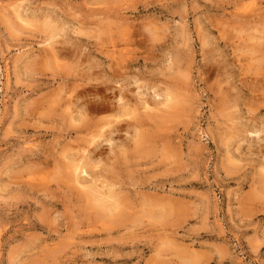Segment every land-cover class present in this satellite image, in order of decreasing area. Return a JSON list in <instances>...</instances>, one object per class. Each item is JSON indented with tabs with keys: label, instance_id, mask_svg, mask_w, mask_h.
Instances as JSON below:
<instances>
[{
	"label": "rangeland",
	"instance_id": "374dc122",
	"mask_svg": "<svg viewBox=\"0 0 264 264\" xmlns=\"http://www.w3.org/2000/svg\"><path fill=\"white\" fill-rule=\"evenodd\" d=\"M0 264H264V0H0Z\"/></svg>",
	"mask_w": 264,
	"mask_h": 264
}]
</instances>
